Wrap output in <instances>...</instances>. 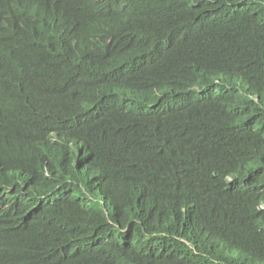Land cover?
Masks as SVG:
<instances>
[{
  "label": "trees",
  "instance_id": "trees-1",
  "mask_svg": "<svg viewBox=\"0 0 264 264\" xmlns=\"http://www.w3.org/2000/svg\"><path fill=\"white\" fill-rule=\"evenodd\" d=\"M36 1L32 46L0 19V264H264V0Z\"/></svg>",
  "mask_w": 264,
  "mask_h": 264
},
{
  "label": "clouds",
  "instance_id": "clouds-1",
  "mask_svg": "<svg viewBox=\"0 0 264 264\" xmlns=\"http://www.w3.org/2000/svg\"><path fill=\"white\" fill-rule=\"evenodd\" d=\"M41 10L36 0H0V19L7 39L14 44L32 46L40 31ZM9 68V69H8ZM4 69L19 71L23 64L9 62Z\"/></svg>",
  "mask_w": 264,
  "mask_h": 264
}]
</instances>
